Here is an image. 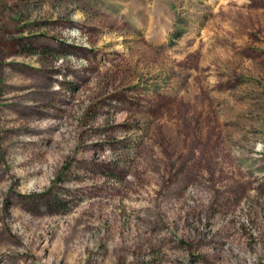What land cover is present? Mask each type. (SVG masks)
Here are the masks:
<instances>
[{
    "label": "rangeland",
    "instance_id": "rangeland-1",
    "mask_svg": "<svg viewBox=\"0 0 264 264\" xmlns=\"http://www.w3.org/2000/svg\"><path fill=\"white\" fill-rule=\"evenodd\" d=\"M0 264H264V0H0Z\"/></svg>",
    "mask_w": 264,
    "mask_h": 264
}]
</instances>
